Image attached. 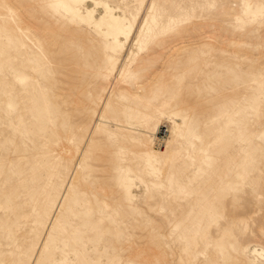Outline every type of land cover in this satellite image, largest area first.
<instances>
[{
    "label": "rangeland",
    "instance_id": "rangeland-1",
    "mask_svg": "<svg viewBox=\"0 0 264 264\" xmlns=\"http://www.w3.org/2000/svg\"><path fill=\"white\" fill-rule=\"evenodd\" d=\"M0 264H264V0H0Z\"/></svg>",
    "mask_w": 264,
    "mask_h": 264
},
{
    "label": "bare ground",
    "instance_id": "bare-ground-1",
    "mask_svg": "<svg viewBox=\"0 0 264 264\" xmlns=\"http://www.w3.org/2000/svg\"><path fill=\"white\" fill-rule=\"evenodd\" d=\"M73 1H81V0H73ZM111 16H112V17H114V15H113V14H111ZM114 18H115V17H114Z\"/></svg>",
    "mask_w": 264,
    "mask_h": 264
}]
</instances>
